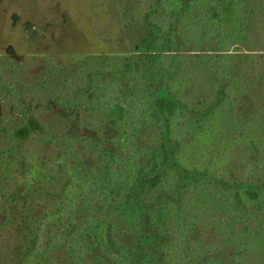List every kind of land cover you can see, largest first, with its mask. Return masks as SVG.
I'll list each match as a JSON object with an SVG mask.
<instances>
[{
  "label": "trees",
  "instance_id": "16d2710c",
  "mask_svg": "<svg viewBox=\"0 0 264 264\" xmlns=\"http://www.w3.org/2000/svg\"><path fill=\"white\" fill-rule=\"evenodd\" d=\"M247 1L152 0L140 20H128L124 7L135 55L78 61L85 87L54 99L78 130L96 133L77 139L91 161L75 163L74 154L67 162L77 190L68 186L69 199L35 219L39 231L20 255L35 264H264V143L257 180L224 176L222 161L204 162L200 150L220 136L233 146L241 138L234 133L264 127L251 97V88L264 89V55L178 53L248 44ZM168 5L175 25L162 20ZM21 114L28 120L19 135L43 131L31 108ZM28 202L25 194L7 196L3 217ZM204 226L231 255L201 247ZM51 247L61 256L53 258Z\"/></svg>",
  "mask_w": 264,
  "mask_h": 264
},
{
  "label": "rangeland",
  "instance_id": "374dc122",
  "mask_svg": "<svg viewBox=\"0 0 264 264\" xmlns=\"http://www.w3.org/2000/svg\"><path fill=\"white\" fill-rule=\"evenodd\" d=\"M151 1L0 0V264H35L23 253L20 255L26 241L29 243L39 231L40 224L35 219L41 223L44 215L52 213L56 200H67L69 191L77 190L71 181V168L65 167L74 154L78 155L73 158L75 163L91 161L86 152L82 157L85 150L77 139H96V133L78 130L54 99L58 101L66 89L72 97L85 87L77 69L78 61L86 57L135 55L130 53L123 9L129 5L128 20H140ZM247 2L251 37L248 44L230 51L183 48L185 51L178 53L264 55V0ZM169 7L161 15L166 26L177 23ZM186 26L183 22L180 31ZM178 34L182 37V32ZM256 62L261 61L256 58ZM247 64L250 66V61ZM251 97L264 110V89L251 88ZM27 108L32 109L43 131L22 137L18 131L27 125L28 117L21 112ZM86 116L89 114L83 113L82 120ZM234 135L241 138L233 146L223 143L220 136L202 149L199 147L204 162L221 160L218 169L224 176L228 171L245 180H257L262 174L264 127L255 133ZM216 151L221 154L218 158ZM68 186L71 189L67 192ZM20 193L29 197L28 204L21 205L18 211H12L11 204H7L10 215L3 217L2 201ZM200 244L203 249L210 247L212 256L218 258L232 254L231 245L221 244L208 226L202 228ZM49 252L57 258L62 249L51 247Z\"/></svg>",
  "mask_w": 264,
  "mask_h": 264
}]
</instances>
